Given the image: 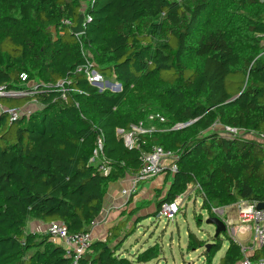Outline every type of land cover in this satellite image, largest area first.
Instances as JSON below:
<instances>
[{"label":"trees","instance_id":"obj_1","mask_svg":"<svg viewBox=\"0 0 264 264\" xmlns=\"http://www.w3.org/2000/svg\"><path fill=\"white\" fill-rule=\"evenodd\" d=\"M81 14L89 18L81 34L61 24H75ZM87 61L120 89L88 82L78 70ZM61 79L70 82L69 91L54 87ZM29 83L38 86L30 96H0V264H71L62 244L27 224L56 221L69 233L88 230L110 184L136 174L141 152L154 145L177 157L176 171L161 174L171 182L164 195L155 190L160 199L149 215L189 184L207 211L238 200L264 202V143L255 137L264 133V0H0V85ZM9 107L25 112L9 121ZM154 114L163 121L148 120ZM139 122L154 130L127 148L116 129ZM216 125L243 132L229 136ZM99 135L107 175L98 162L89 163ZM140 209L124 210L126 217L76 264L156 259V244L134 261L116 253L140 222ZM132 217V227L111 246ZM227 239L217 264L241 260L240 245ZM205 243L187 233V250ZM220 249V238H213L205 263ZM259 249L251 259L264 258Z\"/></svg>","mask_w":264,"mask_h":264},{"label":"built area","instance_id":"obj_2","mask_svg":"<svg viewBox=\"0 0 264 264\" xmlns=\"http://www.w3.org/2000/svg\"><path fill=\"white\" fill-rule=\"evenodd\" d=\"M84 19V17H83ZM89 21V18H86ZM83 20L84 24L86 22ZM61 24L66 26L69 31L70 27L74 23L70 19H64ZM83 24V25H84ZM81 34V33H79ZM75 34V35H79ZM78 70H83L86 79L91 84L97 86L99 89L105 87L112 91H117L120 89V84L117 82H108L103 79V77L92 68V64L87 61L85 64L80 66ZM21 80L25 79V75L20 76ZM70 82L66 79H61L54 84V87L61 92L69 91L68 84ZM109 84V86H107ZM100 86V87H99ZM37 85L27 84L25 88L22 89H9L6 85H0V96L8 97H23L32 95L36 89ZM1 109V106H0ZM21 108L9 107L6 109L9 121H14L20 117L25 111ZM158 118L163 121V118L158 114L150 115L148 120ZM182 125H178L180 127ZM216 128L222 130L225 134L229 136H235L241 134L237 128L228 126L216 125ZM154 130L153 126L146 127L141 122L138 124L130 125L128 130L116 129V134L120 136L127 148H133L138 146V136L141 134L150 133ZM259 142L264 143V133H259L255 135ZM176 153L171 150H165L159 145L152 146L147 151H142L139 158L141 161V167L136 174H133L130 179V187L120 189L119 194L122 198L121 206L125 205L129 197L136 192L137 185L141 181L149 180L158 175L164 174L166 170L170 172L176 171V164L174 160L176 159ZM98 162V170L103 174L107 175L111 169L110 162L103 157V138L99 135L95 142V148L93 149L92 155L89 158V163ZM183 195H179L174 198L171 202H163L155 217H164L167 221L174 218L175 214L179 212L180 206L182 205ZM258 202L238 200L236 202V212L237 221L232 222L230 218L227 217V213L223 207H210L209 211L211 214L219 217L225 224L226 233L231 239H235L237 232H245L250 230L252 232V241L248 244H239L241 251V260L239 264H264V258L251 259L250 253L255 250V248H264V209H256ZM108 209H102L99 216L90 224V227L86 231H79L75 233H69L66 227L59 222L52 221L46 225L45 228H37L36 231H46L50 238L54 242H61L65 249V254L72 258L71 264H76L79 257L86 251L89 250V246L92 242L90 228L93 227L99 219H105ZM235 241V240H234Z\"/></svg>","mask_w":264,"mask_h":264},{"label":"rangeland","instance_id":"obj_3","mask_svg":"<svg viewBox=\"0 0 264 264\" xmlns=\"http://www.w3.org/2000/svg\"><path fill=\"white\" fill-rule=\"evenodd\" d=\"M107 86H109V84H107ZM170 182L171 177H169L168 180L169 184ZM161 183L162 182L156 180L153 184L158 186L161 185ZM150 184L151 183L149 181L140 182L139 185L141 187V192H146H144L143 195H139V197L134 198V202L135 205L138 203V205L142 206L144 211L147 210L154 212L160 197L157 198L154 196V192L152 193V191H147L150 188ZM201 202L202 198L200 195H197L195 201L194 199L189 198L186 202H184L182 199V205L180 206L179 212H177L174 218L170 221H167L164 217L158 218L139 212L138 214H141L138 215L140 216V223L133 227L132 230H134V232L130 236L129 241L126 243L129 253L134 255L139 249H145L156 244L159 250L158 257L154 261L141 262L140 264H155L157 261L159 262L158 264H206L203 256V248L199 247L195 250H187L186 247L188 232H192L199 239L204 240L207 243H211L210 240L214 234V227L210 224H206L205 219L208 216L213 215V213L211 214L210 212H207L206 209L202 208ZM132 208L134 207H131L130 209ZM232 213L236 214L237 220L235 206L232 208ZM198 216L201 217L200 221H197ZM132 225L133 222L130 223L129 226L126 225L127 231L132 227ZM34 226L35 228L43 226L41 229L46 227L44 223L40 222V224H37V222L31 221L27 224L26 229L32 230L34 229ZM225 232L221 234L223 246L216 253V260L221 257L228 244ZM59 243L61 244V242Z\"/></svg>","mask_w":264,"mask_h":264},{"label":"crops","instance_id":"obj_4","mask_svg":"<svg viewBox=\"0 0 264 264\" xmlns=\"http://www.w3.org/2000/svg\"><path fill=\"white\" fill-rule=\"evenodd\" d=\"M31 108H36V106L31 105ZM149 125L151 126V124H149ZM131 177H132V175L131 176H126L125 178L120 179L117 182L110 184V186H109V188H108V190H107V192L105 194V197H104V204L105 205L103 207V209H108L109 208V210L106 213V217H105L104 220L103 219H99L98 222L93 227L90 228L92 242L93 241H97V240H105L106 236L109 233L110 228L112 226H114L119 219H124L126 217L125 214H122L123 211L125 210L126 212H128L129 210H131L130 209L131 207H135L136 205H138V203L135 205L134 198H137V197H139V195H143V193L146 192V191L141 192V187H140V185H139L140 183H139L137 185L136 192L134 193L133 199L131 200V202L130 203L127 202V204L121 206L122 198H121V196L119 194V191H120V189L130 187V179H131ZM156 180H158L159 182H162L161 185L155 186L153 183H155ZM168 180H169V178L165 179V175H158V176H156L154 178H151L149 180H145V181H149L151 183L150 184V188L147 191H152V193L154 192V194H155V190L159 189L160 190V192H159L160 195H164V193L166 192L167 188L170 185L168 183ZM192 193H193V195H192ZM182 195H183L182 198H183L184 202H186L187 199H189V198H192L195 201L197 195H200V192H199L198 189L195 188L194 185L189 184L187 186L186 190L182 193ZM138 200H139V198H138ZM235 205H236V203L223 207L225 209V212L227 213V217L230 218L232 220V222H236L237 221L236 220V214L232 213V208ZM139 212H142L143 214H151V211H147V210L144 211L142 206H141V209L139 210ZM138 215H141V214H137L136 217ZM134 218L135 217H132L131 220H129L127 222L128 226H129L130 223L133 222ZM34 222H36V221H34ZM34 224H36V223H34ZM37 224H40V222H37ZM41 227H43V226H41ZM41 227L38 226L37 228H41ZM126 227L122 229L121 235H120V237L117 240L115 239V240H111L110 241V245L111 246L120 243V241L122 240V238L126 234V231H127ZM37 228H35V226H34V229H32V230L35 231ZM226 235H227V233H226ZM129 238H130V236L127 237V239H125V241H123L121 246H119L116 249V253L119 254L122 257H126L129 260L134 261V259L137 256V254L140 253L141 251L145 250L146 248L145 249H139L134 255L130 254L129 253V249L126 246V243L129 241ZM219 238L221 240V247H222L223 246V240L221 238V235L219 236ZM234 240L238 244H248V243H250L252 241V232L250 230H246L243 233L237 232L236 235H235V239ZM210 242H213V237H211ZM227 246H228V244H227ZM227 246L225 247V249L227 248ZM255 249H257L258 252L261 251L259 248H255ZM253 252H254V250L250 253V255ZM215 257H216V254L213 257V259H212L210 264H213V263L217 264L219 258H217V260H216ZM154 260L155 259H153L151 261H154ZM151 261H149V262H151ZM158 263L159 262L157 261L155 264H158ZM134 264H140V263H134ZM237 264H239V263H237Z\"/></svg>","mask_w":264,"mask_h":264},{"label":"water","instance_id":"obj_5","mask_svg":"<svg viewBox=\"0 0 264 264\" xmlns=\"http://www.w3.org/2000/svg\"><path fill=\"white\" fill-rule=\"evenodd\" d=\"M84 22H83V15L81 14L76 23L70 27V32L72 34H79V33H82L83 30H84ZM256 209H264V202H258L257 205H256ZM205 223L206 224H210L214 227V234H213V238L215 237H219L222 233H224L226 231V227H225V224L224 222L218 218L217 216H214V215H211V216H208L206 219H205ZM213 242L211 243H205L203 246H201V248H203L204 251H207L210 247V245H212Z\"/></svg>","mask_w":264,"mask_h":264}]
</instances>
